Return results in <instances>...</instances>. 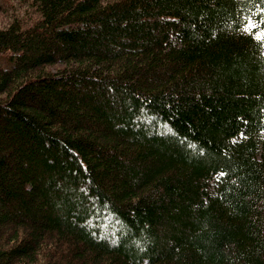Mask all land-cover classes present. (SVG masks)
<instances>
[{
  "label": "trees",
  "instance_id": "trees-1",
  "mask_svg": "<svg viewBox=\"0 0 264 264\" xmlns=\"http://www.w3.org/2000/svg\"><path fill=\"white\" fill-rule=\"evenodd\" d=\"M0 17V264H264V0Z\"/></svg>",
  "mask_w": 264,
  "mask_h": 264
},
{
  "label": "rangeland",
  "instance_id": "rangeland-1",
  "mask_svg": "<svg viewBox=\"0 0 264 264\" xmlns=\"http://www.w3.org/2000/svg\"><path fill=\"white\" fill-rule=\"evenodd\" d=\"M0 19H2L1 17H0ZM3 20V19H2ZM1 22V21H0Z\"/></svg>",
  "mask_w": 264,
  "mask_h": 264
}]
</instances>
